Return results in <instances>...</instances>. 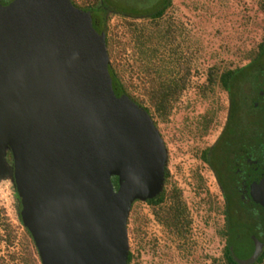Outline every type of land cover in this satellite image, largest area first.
<instances>
[{
  "label": "water",
  "instance_id": "1",
  "mask_svg": "<svg viewBox=\"0 0 264 264\" xmlns=\"http://www.w3.org/2000/svg\"><path fill=\"white\" fill-rule=\"evenodd\" d=\"M108 65L103 32L69 0L0 4V179L39 264H126L131 204L163 187L162 139L114 95ZM254 247L232 257L250 264Z\"/></svg>",
  "mask_w": 264,
  "mask_h": 264
},
{
  "label": "rangeland",
  "instance_id": "2",
  "mask_svg": "<svg viewBox=\"0 0 264 264\" xmlns=\"http://www.w3.org/2000/svg\"><path fill=\"white\" fill-rule=\"evenodd\" d=\"M164 1L105 0V24L112 31L118 26L115 30L121 35L123 19L134 16L138 21L140 16ZM262 3L264 0H169L164 17L177 26L180 64L188 67L189 84L167 119L155 121V128L166 149L165 189L180 190L191 220L190 236L189 242H175L157 224L147 205L134 203L126 226L128 251L132 256L129 264H212L211 258L220 257L224 242L217 230L223 225L222 208L217 190L199 156L221 132L227 97L215 87L205 99L200 96L199 89L209 67L217 66L222 70L240 66L247 60L244 58L247 52L261 42ZM114 10L124 15L113 14ZM134 61L132 58L129 63ZM119 62L123 64L124 61ZM133 74L124 72V76L133 77ZM208 109L213 112V120L204 133H199L197 120ZM18 213L13 183L9 178L0 179V264H18L20 258L34 250ZM233 248L241 257L254 250L243 235L233 240ZM32 257L39 264L37 255Z\"/></svg>",
  "mask_w": 264,
  "mask_h": 264
},
{
  "label": "trees",
  "instance_id": "3",
  "mask_svg": "<svg viewBox=\"0 0 264 264\" xmlns=\"http://www.w3.org/2000/svg\"><path fill=\"white\" fill-rule=\"evenodd\" d=\"M1 1V5H5L11 0ZM69 1L75 8L89 11L92 27L96 32L104 34L105 50L109 59L108 74L114 95L117 97L125 95L148 114L154 126L155 121H165L189 84L188 67L185 64H180L181 53H179L177 42L179 37L177 26L170 18L164 17L169 0H165L160 6L140 16L141 19L138 21L134 16H130L129 20L123 19L120 24L123 29L121 35L115 30L118 26L112 31L107 28L104 17L100 16L104 15L106 11V6L103 4L105 0H81L79 3L75 0ZM260 9L264 17V3L261 4ZM115 13L123 14L117 10L113 11V14ZM263 54L264 35L262 41L253 50L247 52L244 58L250 61L262 60ZM132 58L135 61L130 64L129 61ZM119 60L124 61L123 64H120ZM246 69L249 68L234 67L219 70L217 66H211L207 69L205 81L199 89L200 96L205 99L209 98L215 87L227 93V123L219 140L224 139L226 134L237 132L235 125H237L238 119L234 116V110L237 100L242 97L240 91L246 85L243 82H246L247 77H250L249 74L243 73ZM124 72H133V77L132 75L124 76ZM212 120L213 112L210 109L200 115L196 123L199 133H204ZM6 157L10 161L9 153L6 154ZM199 157L202 161H206L207 150H202ZM166 176L167 173L164 169L163 187L159 194L153 199L141 203L149 207L154 220L172 236L175 242L186 243L189 242L191 220L180 190L175 187L165 189ZM111 183L116 190L117 185L114 177L111 178ZM138 202L134 201L131 207ZM221 213L224 216V222L222 227L217 230V234L223 240L224 245L220 257L211 258V261L212 264H238L231 254L232 249L235 251L233 248L235 225L227 219L226 208H222ZM127 224L128 221L126 226ZM26 234L30 238L27 231ZM32 255H37L35 248L31 253L28 252L23 258H20L18 264H37V260ZM10 258L15 259L13 256ZM263 258L264 249L250 264H261ZM131 259V253L128 251L126 264H129Z\"/></svg>",
  "mask_w": 264,
  "mask_h": 264
},
{
  "label": "flooded vegetation",
  "instance_id": "4",
  "mask_svg": "<svg viewBox=\"0 0 264 264\" xmlns=\"http://www.w3.org/2000/svg\"><path fill=\"white\" fill-rule=\"evenodd\" d=\"M104 15L100 16L104 17ZM263 35L264 33L262 39ZM237 67H248L249 69L244 70L243 73L250 76L247 77V82H243L246 85L240 91L242 97L237 100L234 110V116L238 119L235 125L237 132L226 134L224 139L219 140L227 123V99L226 117L221 132L216 140L205 148L206 161L199 160L217 190L220 207L226 208L227 219L235 225L233 238L238 240L240 235H243L253 246L261 244L262 252L264 249V61L263 59L245 60ZM223 92L227 97V93ZM253 252L254 250L249 256Z\"/></svg>",
  "mask_w": 264,
  "mask_h": 264
}]
</instances>
